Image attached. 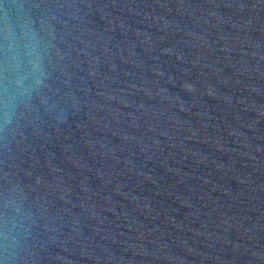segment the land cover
<instances>
[{"label":"water","instance_id":"95a60500","mask_svg":"<svg viewBox=\"0 0 264 264\" xmlns=\"http://www.w3.org/2000/svg\"><path fill=\"white\" fill-rule=\"evenodd\" d=\"M9 44L0 264H264V0H0Z\"/></svg>","mask_w":264,"mask_h":264},{"label":"clouds","instance_id":"9594fccd","mask_svg":"<svg viewBox=\"0 0 264 264\" xmlns=\"http://www.w3.org/2000/svg\"><path fill=\"white\" fill-rule=\"evenodd\" d=\"M26 49H30L25 52V55H33L34 49L31 48V45H25ZM33 70L36 68V64H32ZM0 72L7 74V76L11 77L13 83L17 86H22L24 80L27 78V73L24 69V60L23 56L16 50L15 46L9 44L4 64L2 68H0ZM3 93L9 96L7 102L0 104V108L3 109V116L5 122H8L11 117L12 105H11V95L9 93V89L7 86H4Z\"/></svg>","mask_w":264,"mask_h":264}]
</instances>
